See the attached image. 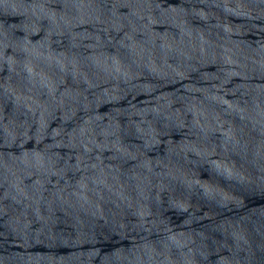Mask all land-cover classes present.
<instances>
[{"label":"water","instance_id":"water-1","mask_svg":"<svg viewBox=\"0 0 264 264\" xmlns=\"http://www.w3.org/2000/svg\"><path fill=\"white\" fill-rule=\"evenodd\" d=\"M0 264H264V0H0Z\"/></svg>","mask_w":264,"mask_h":264}]
</instances>
